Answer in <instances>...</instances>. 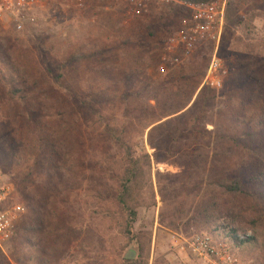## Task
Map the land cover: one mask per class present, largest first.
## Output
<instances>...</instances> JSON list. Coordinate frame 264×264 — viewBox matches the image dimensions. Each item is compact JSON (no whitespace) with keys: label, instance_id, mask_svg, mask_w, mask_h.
Returning a JSON list of instances; mask_svg holds the SVG:
<instances>
[{"label":"trees","instance_id":"16d2710c","mask_svg":"<svg viewBox=\"0 0 264 264\" xmlns=\"http://www.w3.org/2000/svg\"><path fill=\"white\" fill-rule=\"evenodd\" d=\"M119 2L126 4L123 13L129 9L133 16L125 15L130 19L116 48L130 52L133 63L117 70L79 66V57L71 55L66 62L76 67L65 66L61 76L48 69L29 72L18 62L15 48L24 47V54L34 57L32 40L23 43L0 26V164L3 172L13 170L12 182L29 207L16 222L19 237L10 254L0 248V264H146L143 253L151 233L134 232L133 201L135 186L153 161L180 169L157 175L162 228L226 239L236 254L244 252L249 264H264V0L228 2L219 45L224 61L220 96L202 81L207 61L198 65L201 55L194 60L195 70L177 68L159 82L148 75L149 68L166 63L169 51L176 54L168 43L178 30L172 33L171 26L188 21V9L150 1L146 11L137 13L128 2ZM109 5L111 10L117 6ZM208 44L212 53L214 46ZM104 49L94 48L81 59L105 64L109 58ZM81 71L100 84L109 81L113 95H106L102 85L85 91L80 100L75 90L59 84L60 77ZM114 100L121 107L131 105L135 119L129 126L127 118L121 124L122 118L100 108ZM200 107L216 115L207 114L198 127ZM142 120L146 124L133 130ZM146 130L152 154L143 147ZM96 134L104 135L116 151L97 150ZM86 162L93 168L86 169ZM91 171L99 177L92 179ZM78 187L99 200L102 209L95 213L109 218V226L92 219L75 230L67 205ZM105 189L109 193L101 196ZM115 226L139 247L138 259H125L108 246L92 258L91 237L107 235Z\"/></svg>","mask_w":264,"mask_h":264},{"label":"rangeland","instance_id":"374dc122","mask_svg":"<svg viewBox=\"0 0 264 264\" xmlns=\"http://www.w3.org/2000/svg\"><path fill=\"white\" fill-rule=\"evenodd\" d=\"M110 3H112L113 7L114 4H117V6L111 10L109 7ZM120 4L122 3L119 2V0H104L101 2L98 0H45L44 7L40 13H38L36 21L33 22L34 24L30 22V26H25L22 31L13 30L8 24H0V26L7 31L13 32L14 38L23 41V43L31 42L32 40L34 46L37 48L34 57L25 55L24 47H22V49L15 48V50H17L15 53L18 62L25 65L29 72H34L33 70L37 69H48L49 71L55 70V74L62 75L65 66L70 67L74 65L73 62H69L68 64L66 62V59L71 55H75L77 58L79 57L77 61L79 66L89 65L94 70H98L104 66H108L107 68L109 69H121L122 67L133 63V55L126 50L116 48V43L121 42L125 37V26L123 25L130 19L125 15L131 14L129 9L123 13V8H126V4H122V7ZM119 5L121 9L118 8L120 10H115ZM185 23L186 21H182L181 23L176 22L175 25L171 26V32H176L179 28L183 27ZM256 25L260 28L262 26V21H256ZM164 45H166V41H164ZM100 46L105 48L104 51H106V56L109 58L105 64H101V61L99 62L96 59H87V61L81 59L82 55L88 54L94 50V48ZM166 47L168 48L167 45ZM116 52H118L119 58L115 57ZM175 52L180 55L179 49L175 50ZM212 53L211 46L208 42L199 44L190 57L183 59L177 64L173 62L172 58L174 55L170 54L169 51L166 56V63L160 67L153 66L149 68L148 75L150 76L151 81L159 82L171 75V72L175 71L177 68L189 71L195 70L193 64L198 55L202 56V61L198 63V65H204L203 61H207V72ZM110 54H114V57H111ZM74 66L76 67V65ZM195 78L191 81L193 82ZM204 79L205 77L203 75V83ZM59 81V84L62 87H65V89L75 90L77 97H79L80 100L85 98V91L87 93L94 90L96 91L98 88L101 89L102 85H105V87L102 88L105 89L104 93L106 95H113L112 88H107L109 81H102L100 84L94 77L84 74L83 71H81L80 74L76 73L71 76H68L67 73L66 77H60ZM221 90L222 89L217 90L218 96L222 95ZM131 100L133 101V99ZM97 106L99 107L100 104ZM123 106L125 107H121L120 101L114 100L113 105H101L100 108L103 112L109 114L114 113L117 117L122 118V121L120 122L121 124H124V118H127L126 125L129 126V123L133 122L135 119V114L133 113L130 104L125 103ZM198 112L199 115L203 117V119L201 118L200 121H198V127L201 123L206 121L205 117L207 114L216 115L212 112L205 111L204 107H200ZM149 117H153V115H150ZM143 120L141 123H136V125H139L133 130H140L142 125L146 124L145 122L143 123ZM207 128L209 130L213 129L211 125H208ZM148 131L149 130H146L144 136L143 147L152 154L154 149L147 143ZM94 139L96 140L95 148L97 150L110 152L113 150L116 151L117 149L114 144L111 145L102 134H96ZM91 165L92 164L86 162L85 168L87 169ZM179 171L180 169L175 165L153 161L151 166L145 168L144 173L140 176L135 186L133 204L137 210V220L133 225V230L136 233H151V240L143 253L146 264H210L195 258L187 251L180 250L179 237L190 238L193 234L186 236L181 233H174L162 228L159 224V212L162 207V201L158 193L157 175L177 173ZM12 172L13 170L4 173L8 182L13 185L17 202L24 207V215L29 212V207H27L23 197L17 190L16 184L12 182ZM97 174L98 173L91 171L90 177H92V179L99 177ZM76 190L77 193L69 198V203L67 205L68 213H71L69 222L75 230H78L80 223H86L88 220L92 219H94L92 221L95 223L105 222L106 226H109L111 222L109 218L104 219V215L95 213L100 212L102 209V207L98 205L99 200L97 199L95 201L94 198H92V193L90 197H87L85 192L81 191L82 187H78ZM108 193L109 191L105 189L101 196H105ZM87 201L89 203L88 205H85V202ZM22 216L19 218L17 225L20 223ZM120 230L121 229L118 226H115L107 235H103L102 232L101 235L98 232L95 233L89 242L90 246L95 248L92 258L101 251L103 246L106 248L108 246L109 251L117 249L122 253L123 258L124 254L130 247L138 250V257L141 256L142 252L139 247L134 243H129L128 238L125 237ZM247 233L252 234V231L247 230ZM15 235L16 236L12 240L6 242L1 249L6 255L10 254L13 241L19 237L18 229ZM237 255L245 264H249L244 258V252L242 250H237ZM138 257L136 259H138Z\"/></svg>","mask_w":264,"mask_h":264},{"label":"built area","instance_id":"2783aa9c","mask_svg":"<svg viewBox=\"0 0 264 264\" xmlns=\"http://www.w3.org/2000/svg\"><path fill=\"white\" fill-rule=\"evenodd\" d=\"M45 0H0V24H8L15 31H22L30 22L36 21L43 9ZM128 2L135 12L141 13L149 7L150 1L158 4L179 3L189 10L190 16L185 25L169 39L172 51L180 50V55L172 58L180 63L188 58L197 45L211 42L213 53L205 75L204 83H210L215 89L223 87L221 71L223 59L219 56V45L223 33L224 16L229 0L192 2L182 0H123ZM24 213V207L15 198L13 185L6 179L0 165V248L15 234V225ZM179 247L197 259L210 264H245L236 254L232 244L208 233H196L190 238L179 237Z\"/></svg>","mask_w":264,"mask_h":264},{"label":"water","instance_id":"95a60500","mask_svg":"<svg viewBox=\"0 0 264 264\" xmlns=\"http://www.w3.org/2000/svg\"><path fill=\"white\" fill-rule=\"evenodd\" d=\"M138 257V250L130 247L126 253L124 254V258L125 259H130V260H133V259H136Z\"/></svg>","mask_w":264,"mask_h":264}]
</instances>
